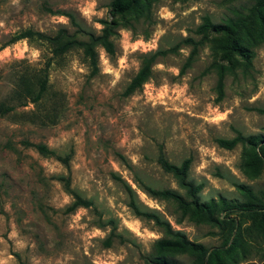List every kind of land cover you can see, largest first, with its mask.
Listing matches in <instances>:
<instances>
[{"label":"rangeland","instance_id":"obj_1","mask_svg":"<svg viewBox=\"0 0 264 264\" xmlns=\"http://www.w3.org/2000/svg\"><path fill=\"white\" fill-rule=\"evenodd\" d=\"M112 1L0 0V107L14 104L17 76L32 74L50 56L45 43L33 40L2 47L13 33L53 34L61 27L71 33L76 22L96 34L101 20L115 25L114 53L96 47L95 75L80 50H71L50 64L40 103L0 114V264H154V242L164 234L133 214L113 174L134 190L140 208L201 244L206 264H217L209 253L221 247L220 264H264V223L251 213L226 211L220 202L243 203L250 191L264 204V164L255 169L249 160L264 140V19L252 14L253 0H151L148 14L137 7L115 15ZM204 16L212 24L246 18L238 35L245 51L214 48L213 40L224 35L210 32L190 67L181 71L190 50L181 45L155 58L151 78L138 91L122 94L143 55L186 36L197 40L193 30ZM237 134L256 145L226 149L216 142ZM25 141L45 144L55 155L44 156ZM160 145L171 163L190 160L187 178L201 186L198 202L215 204L217 223L198 222L143 190L145 184L184 193L157 163ZM67 154L68 169L56 158ZM59 176L93 206L67 210L72 198ZM98 217L112 219L114 228ZM231 219L238 222L232 234ZM165 258L166 264H191L194 256Z\"/></svg>","mask_w":264,"mask_h":264},{"label":"trees","instance_id":"obj_2","mask_svg":"<svg viewBox=\"0 0 264 264\" xmlns=\"http://www.w3.org/2000/svg\"><path fill=\"white\" fill-rule=\"evenodd\" d=\"M151 6V0H113L111 2V13L124 14L125 12L131 11L137 7L141 8L142 12L146 14L149 13ZM252 14L257 13L260 18L264 19V0H253V5L251 7ZM71 21L74 18L71 14H67ZM76 29L73 32H68L67 29L61 27L57 29L53 34H46L41 31H36L31 28H26L19 30L3 44L2 47L13 43L18 40L27 39L33 40L40 43H45L49 49L50 56L44 61L42 67L34 70L32 74H29L26 70L17 76L16 82L12 89V99L14 104L7 105L5 107H0V114H5L11 111L15 106H26L27 103L38 104L42 101V98L47 90V80H48V68L50 64L56 59L63 57L67 52L71 50H80L83 62L89 69V74L95 75L98 72V57L96 52V47H101L103 50L112 55L114 53V45L112 41L113 35H115V25L114 22H108L106 20H101L102 28L99 33H92L84 30L77 24ZM248 25V20L242 16H235L234 18L228 17L220 24H212L209 17L204 16L202 18V23L199 24L193 32L199 36L195 40L191 36H186L182 38L179 42L165 49L157 50L151 54L143 55L141 58V63L138 70L131 77L127 85L125 86L122 94L124 96L131 95L138 91L142 85L151 78L152 74V64L157 56H163L169 53H176L181 45L190 47L188 56L181 67V71L190 67L195 56L198 53L199 46L204 42L210 40L208 35L210 32L221 33L224 35L223 39H214L213 47L220 48L228 51H234L236 53L242 54L244 50L243 46L240 44V39L238 35L244 26ZM217 81V87L220 90L222 87V74H219ZM55 106L52 108L55 111ZM264 113V111L261 110ZM48 116V115H47ZM52 117V114L49 118ZM216 142L219 146L231 149L237 143L245 142L247 144L255 146L256 143L251 137H244L237 134L235 137L230 139L218 138ZM28 146H33L36 151L44 156L55 155L54 151L49 149L45 144L42 143H31L28 141L24 142ZM261 144L257 148V152L249 155L250 163L255 169L260 168L261 164H264V140L260 142ZM56 158L65 166L69 168V155L56 156ZM157 163L160 168L172 175L176 180L178 186L184 190L183 194H180L171 189H154L145 184L142 185L143 190L150 196L155 198H160L167 201L174 202L179 209L188 212L192 216L196 217V221L208 224L217 223L215 216L216 206L213 202L200 203L198 202L197 193L199 192L201 186L194 184L191 180L187 178V172L189 169L190 160L185 159L179 165L171 163L165 156L162 146H159ZM113 178L120 181L122 187L127 196V205L131 209L134 215L150 220L155 226L161 229L164 234L162 237L158 238L154 242V264H166L167 254L172 253H190L193 254L194 258L191 264H206L207 250L203 248L201 244L194 243L188 240L182 232L179 230H174L171 228L169 222L162 219L156 212L151 210H144L139 207L135 198L134 190L125 182H123L119 177L113 174ZM57 179L62 181L64 189L71 195L72 201L67 207V210H73L77 207L89 208L93 206L90 199L83 198L76 192H74L69 186V178L59 176ZM249 199L243 203H237L233 205H228L224 200H221V205L226 211L240 212V213H251L258 217L259 221L264 223V204L255 200L251 192L248 191ZM226 214L224 219L228 218ZM99 224L111 225V229L114 228L113 220L108 219L106 222H102L100 217H98ZM225 223V221H223ZM231 223L228 226V231L230 234L233 233L235 227L237 226V221L231 219ZM227 243V240H226ZM109 238L105 239V245H109ZM224 247L212 250L209 256H213V259L220 264L219 255L221 249Z\"/></svg>","mask_w":264,"mask_h":264}]
</instances>
